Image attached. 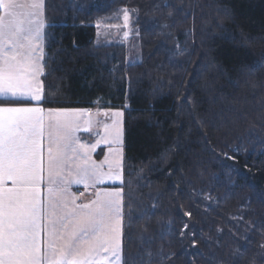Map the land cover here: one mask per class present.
<instances>
[{"label": "trees", "instance_id": "obj_1", "mask_svg": "<svg viewBox=\"0 0 264 264\" xmlns=\"http://www.w3.org/2000/svg\"><path fill=\"white\" fill-rule=\"evenodd\" d=\"M124 8L134 34L109 40L100 23L121 22ZM46 21L42 105L124 112L128 264H232L241 245L258 252L264 0H46Z\"/></svg>", "mask_w": 264, "mask_h": 264}, {"label": "snow or ice", "instance_id": "obj_2", "mask_svg": "<svg viewBox=\"0 0 264 264\" xmlns=\"http://www.w3.org/2000/svg\"><path fill=\"white\" fill-rule=\"evenodd\" d=\"M120 11L128 27L130 10ZM46 22V0H0V100L35 105H0V264H128L124 240L133 237L125 236V227L131 229L133 218L129 206L125 224L122 187L98 190L86 203L71 191L72 184L96 187L105 177L123 183L122 148L94 161L97 145H85L76 135L90 110L40 106ZM105 133L112 136L106 142L122 144L119 120L111 130L105 125ZM257 247L251 256L243 245L235 249L232 264H264V242Z\"/></svg>", "mask_w": 264, "mask_h": 264}, {"label": "crops", "instance_id": "obj_3", "mask_svg": "<svg viewBox=\"0 0 264 264\" xmlns=\"http://www.w3.org/2000/svg\"><path fill=\"white\" fill-rule=\"evenodd\" d=\"M42 83L44 86L43 79H42ZM0 105L35 106L34 102L33 103L27 102V103H20V104H0ZM40 106L45 109L56 108V107H44L42 104ZM94 108L98 110L99 107L98 108L94 107ZM67 109L89 110V108H67ZM108 110H109V115H110L109 118H106L99 111L85 112L83 117H81L80 119L79 130L77 131L76 135L78 136L80 142L85 145H93V144L97 145L96 148L91 153L92 159L96 162L103 161L105 159V156L109 155L110 148L112 149H116L118 147L122 148V151H123L122 169H123L124 167V112L122 109H117V108L113 109L112 107L111 109H108ZM116 112H121L122 116L116 117L115 116ZM116 120H119L120 127L122 129V144L121 145L106 142V141H111L112 136L106 135L105 125H107L109 130H111L113 127L114 121ZM97 141H99L98 144H97ZM98 154L100 156H98ZM109 158L111 159L112 157L110 156ZM103 171L104 172L109 171V168L107 165L104 166ZM122 176L124 179L123 170H122ZM121 184H122L121 181H112V180L107 179V177H105L104 183L98 184L96 185V187H91V186L86 187L85 184H72L71 191L73 194H75L76 197H78V200H77L78 203H86L94 199V193L96 191L103 190V189L111 190L113 188H121ZM42 188H46V185H42ZM123 199H124V196H123Z\"/></svg>", "mask_w": 264, "mask_h": 264}, {"label": "rangeland", "instance_id": "obj_4", "mask_svg": "<svg viewBox=\"0 0 264 264\" xmlns=\"http://www.w3.org/2000/svg\"><path fill=\"white\" fill-rule=\"evenodd\" d=\"M121 20L122 21L117 23V24H109V23L108 24H105V23L103 24V23H100V26H99L100 27V32L103 35H105V36H106V34H109V37H108L109 40H116V39H119V38L128 40V38L132 34H134V29L132 27V21H133L132 15H131L128 27H124L123 18ZM46 30H47V22H46V28H45L44 53L46 51ZM125 32L128 33L127 36L124 35ZM40 79L42 81L43 78L41 77ZM103 107H105V108H103ZM97 108H98L97 111H99L101 109V111H99V112H101L106 118H109L110 115H109V110L108 109H111V107H109V106H97ZM117 109H120V108H117Z\"/></svg>", "mask_w": 264, "mask_h": 264}, {"label": "built area", "instance_id": "obj_5", "mask_svg": "<svg viewBox=\"0 0 264 264\" xmlns=\"http://www.w3.org/2000/svg\"><path fill=\"white\" fill-rule=\"evenodd\" d=\"M89 110H90V112H92V111H97V109H95V108H89ZM99 111H101V109H100ZM104 112H105V111H104Z\"/></svg>", "mask_w": 264, "mask_h": 264}]
</instances>
